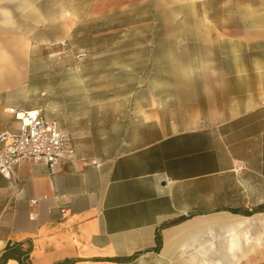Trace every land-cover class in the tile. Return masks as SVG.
Here are the masks:
<instances>
[{
    "label": "crops",
    "instance_id": "obj_1",
    "mask_svg": "<svg viewBox=\"0 0 264 264\" xmlns=\"http://www.w3.org/2000/svg\"><path fill=\"white\" fill-rule=\"evenodd\" d=\"M149 5L186 20L189 42L211 46L205 58L227 62L206 71L231 83L227 107L169 121L123 106L83 140L59 124L73 161L23 160L14 189L0 174V210L15 196L0 218V264H264V0H0V92L37 46ZM6 107L19 106L0 99V129L16 126Z\"/></svg>",
    "mask_w": 264,
    "mask_h": 264
},
{
    "label": "rangeland",
    "instance_id": "obj_2",
    "mask_svg": "<svg viewBox=\"0 0 264 264\" xmlns=\"http://www.w3.org/2000/svg\"><path fill=\"white\" fill-rule=\"evenodd\" d=\"M195 38L186 20H174L170 10L151 5L91 18L65 47L34 48L0 99L6 106L43 108L81 140L93 123L96 136L106 133L103 122L123 106L132 115L147 111L150 117L159 110L169 121H193L188 119L227 107L233 94L229 81L216 77L221 89L206 72L226 68L227 62L205 58L211 46L189 42ZM212 50L218 53L219 45ZM4 67L12 69L14 62ZM3 79L9 84L15 77L4 74ZM94 145L105 148L107 140Z\"/></svg>",
    "mask_w": 264,
    "mask_h": 264
},
{
    "label": "built area",
    "instance_id": "obj_3",
    "mask_svg": "<svg viewBox=\"0 0 264 264\" xmlns=\"http://www.w3.org/2000/svg\"><path fill=\"white\" fill-rule=\"evenodd\" d=\"M67 44L68 41H58L50 46L62 48ZM5 111L13 115L16 126L3 124L0 129V174L12 189L15 187L16 166L23 160L53 169L63 161L76 158L74 146L61 131L59 122L46 116L43 108L7 107ZM14 197L13 192L7 196L0 218L11 206ZM30 217L34 218V215Z\"/></svg>",
    "mask_w": 264,
    "mask_h": 264
},
{
    "label": "trees",
    "instance_id": "obj_4",
    "mask_svg": "<svg viewBox=\"0 0 264 264\" xmlns=\"http://www.w3.org/2000/svg\"><path fill=\"white\" fill-rule=\"evenodd\" d=\"M156 241H157V245H156L155 248L158 249L159 246H160V244H161V237H160V234L159 233L156 234ZM7 255H8V253H5L4 256H3V258H7L6 257Z\"/></svg>",
    "mask_w": 264,
    "mask_h": 264
}]
</instances>
